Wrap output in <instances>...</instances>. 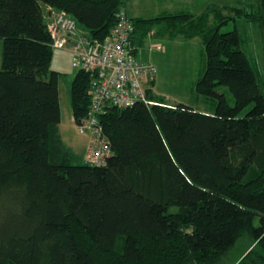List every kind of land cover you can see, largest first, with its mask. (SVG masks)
<instances>
[{
    "label": "trees",
    "instance_id": "16d2710c",
    "mask_svg": "<svg viewBox=\"0 0 264 264\" xmlns=\"http://www.w3.org/2000/svg\"><path fill=\"white\" fill-rule=\"evenodd\" d=\"M48 7L100 41L123 10L135 56L152 31L201 39L195 91L214 110L171 105L149 87L154 104L98 116L111 149L103 165L77 156L60 131ZM238 18L264 37V0L153 18H131L124 0H0V264H223L242 238L234 264H264V84L237 27L221 31ZM70 99L79 124L94 103L89 72L77 71Z\"/></svg>",
    "mask_w": 264,
    "mask_h": 264
},
{
    "label": "rangeland",
    "instance_id": "374dc122",
    "mask_svg": "<svg viewBox=\"0 0 264 264\" xmlns=\"http://www.w3.org/2000/svg\"><path fill=\"white\" fill-rule=\"evenodd\" d=\"M186 1L176 0L172 4L180 12L182 10L187 12L186 9H183L188 8ZM257 1L248 0V3L254 2L257 4ZM167 2L168 0H153L148 5L147 1L145 5L147 6L146 9L150 11L148 12L149 17L153 18L167 13L175 14V12H168L170 6L166 4ZM195 2L196 5L202 3L203 10L209 4L222 5L223 3L232 2V0H196ZM210 21L212 24L216 22L214 17H211ZM235 27L240 33L242 48L246 51L260 81L264 84V37L261 29L246 19L238 18L237 22L229 20L226 24H223L221 31H230ZM2 46L3 43L0 40V63L2 62ZM137 46L136 58L144 63H151L157 68L156 80L147 85L152 88L154 94L163 97L171 105L184 103L197 110H214L213 103L195 91L196 82L205 70L207 60L201 39L185 41L181 37V40L167 41L163 39L162 35L156 36L154 34L153 36V34H149ZM52 69L60 72V83L63 88L65 86L68 88V95L64 89L61 94V135L65 144L71 147L77 156H84L85 159L92 141V132L90 130L81 131L73 117L70 89L78 71L73 61V55L67 49H55ZM226 90L228 89L222 88V91ZM227 95L230 103L234 105L233 95L229 91ZM248 246L247 240L240 239L235 247L227 253L223 264H234L248 249Z\"/></svg>",
    "mask_w": 264,
    "mask_h": 264
},
{
    "label": "built area",
    "instance_id": "2783aa9c",
    "mask_svg": "<svg viewBox=\"0 0 264 264\" xmlns=\"http://www.w3.org/2000/svg\"><path fill=\"white\" fill-rule=\"evenodd\" d=\"M50 9L48 29L53 48L69 50L77 69L91 74L94 103L78 126L81 131L92 132L86 161L103 165L111 155V149L98 116L109 105L123 108L140 101L153 104L147 96V85L155 81L157 68L139 61L132 54L130 34L133 27L123 10L117 13V24L111 36L100 41L91 39L66 11Z\"/></svg>",
    "mask_w": 264,
    "mask_h": 264
},
{
    "label": "crops",
    "instance_id": "0c3cea01",
    "mask_svg": "<svg viewBox=\"0 0 264 264\" xmlns=\"http://www.w3.org/2000/svg\"><path fill=\"white\" fill-rule=\"evenodd\" d=\"M148 1V5L151 4L150 2H152L153 0H124V6L126 8V11L128 13V15L131 17V18H151L149 17L148 15V12H150L149 10H147V6L145 4H147L146 2ZM173 1H176V0H168V2L166 4H168V6H170V8H168V12H175V13H178L180 12L178 9L175 8V6L172 4ZM185 1V0H184ZM196 0H187L186 1V4L188 5V8H183L184 10L186 9L188 12L196 15L197 13L196 12H199L198 14L201 13V10H202V3H199L196 5ZM178 8V6H177ZM197 10V11H196ZM47 11H49V15L48 17H51L52 15V11L50 9V7L47 8ZM183 11V10H182ZM151 35L153 34L154 36V32L152 31L150 33ZM167 36H164L163 39H166L167 41L168 40H172V41H176V40H181V38H171L170 37V34H166ZM197 39V38H195ZM195 39L193 40H190V41H194ZM187 41V40H185ZM189 41V40H188ZM69 51V50H68ZM69 53H71L69 51ZM150 87V86H149ZM64 89V91L66 92V94L68 95V88L67 86H65L63 88V86L61 85L60 83V94H62V90ZM61 96V95H60ZM61 131V130H60ZM71 148V147H70ZM84 155V154H83ZM84 157V156H83Z\"/></svg>",
    "mask_w": 264,
    "mask_h": 264
},
{
    "label": "water",
    "instance_id": "95a60500",
    "mask_svg": "<svg viewBox=\"0 0 264 264\" xmlns=\"http://www.w3.org/2000/svg\"><path fill=\"white\" fill-rule=\"evenodd\" d=\"M131 47H134V43H133V41L131 42Z\"/></svg>",
    "mask_w": 264,
    "mask_h": 264
}]
</instances>
